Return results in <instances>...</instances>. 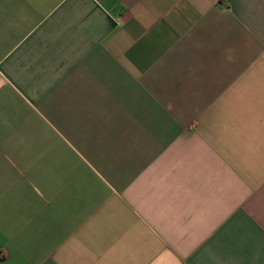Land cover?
<instances>
[{
  "label": "crops",
  "instance_id": "0c3cea01",
  "mask_svg": "<svg viewBox=\"0 0 264 264\" xmlns=\"http://www.w3.org/2000/svg\"><path fill=\"white\" fill-rule=\"evenodd\" d=\"M0 264H264V0H0Z\"/></svg>",
  "mask_w": 264,
  "mask_h": 264
}]
</instances>
